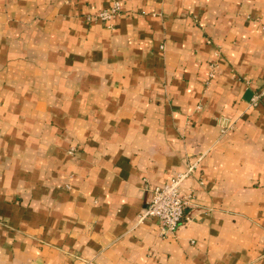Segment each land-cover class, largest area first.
Returning a JSON list of instances; mask_svg holds the SVG:
<instances>
[{
  "label": "crops",
  "instance_id": "obj_1",
  "mask_svg": "<svg viewBox=\"0 0 264 264\" xmlns=\"http://www.w3.org/2000/svg\"><path fill=\"white\" fill-rule=\"evenodd\" d=\"M262 91L264 0H0V264H264Z\"/></svg>",
  "mask_w": 264,
  "mask_h": 264
},
{
  "label": "built area",
  "instance_id": "obj_2",
  "mask_svg": "<svg viewBox=\"0 0 264 264\" xmlns=\"http://www.w3.org/2000/svg\"><path fill=\"white\" fill-rule=\"evenodd\" d=\"M123 9L121 3L116 1L110 8L100 11L97 14L89 15L88 22H102L113 28V21L121 17ZM264 97V91L257 93L251 103V107H257ZM227 128L223 133H226ZM74 153V149L70 152ZM196 165H191L185 173L179 174L170 183L163 187L155 188L152 191V198L148 207L139 216V222L156 220L163 236H175L178 231L192 221L188 212L195 200L194 191L184 194L181 185L186 177L191 176Z\"/></svg>",
  "mask_w": 264,
  "mask_h": 264
}]
</instances>
